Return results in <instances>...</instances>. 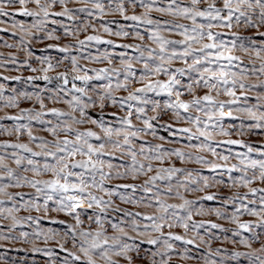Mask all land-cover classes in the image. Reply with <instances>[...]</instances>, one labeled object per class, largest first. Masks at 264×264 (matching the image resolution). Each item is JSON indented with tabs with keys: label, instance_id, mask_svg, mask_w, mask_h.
<instances>
[{
	"label": "snow or ice",
	"instance_id": "obj_1",
	"mask_svg": "<svg viewBox=\"0 0 264 264\" xmlns=\"http://www.w3.org/2000/svg\"><path fill=\"white\" fill-rule=\"evenodd\" d=\"M0 264H264V0H0Z\"/></svg>",
	"mask_w": 264,
	"mask_h": 264
},
{
	"label": "rangeland",
	"instance_id": "obj_2",
	"mask_svg": "<svg viewBox=\"0 0 264 264\" xmlns=\"http://www.w3.org/2000/svg\"><path fill=\"white\" fill-rule=\"evenodd\" d=\"M15 74V73H14ZM25 74H27V73H25ZM242 219H253L252 217H247V216H245V217H242Z\"/></svg>",
	"mask_w": 264,
	"mask_h": 264
}]
</instances>
